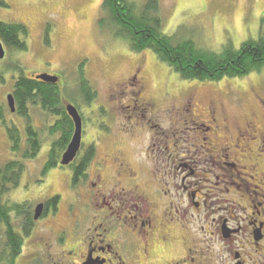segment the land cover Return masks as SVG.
Instances as JSON below:
<instances>
[{"label":"rangeland","instance_id":"obj_1","mask_svg":"<svg viewBox=\"0 0 264 264\" xmlns=\"http://www.w3.org/2000/svg\"><path fill=\"white\" fill-rule=\"evenodd\" d=\"M3 1L9 5V8L0 6V21L23 23L30 33L27 52H10L6 48L8 53L6 59L0 62V72L5 78L4 83H0V107L2 111L4 110L5 119L9 124H14L20 130L23 141L26 136V120L17 113L12 114L8 106V96L13 95L14 78H19L20 74L15 69L16 65L28 78L43 73L56 75L61 79L59 87L64 105L80 106L78 110L85 119L84 146L95 144L98 151L94 159L96 164L91 168V173L103 162L106 151L111 152L116 148L114 145L117 140L114 137L110 138L109 142L104 140L110 137L113 131L107 129L112 121L111 118L101 115L99 111L101 105L111 107L112 115L119 113L120 117L117 114V117H114L118 132L126 129L122 117L124 110L132 111L134 102L137 101L141 105L145 96L155 110L164 111L162 120L167 119L165 111L173 109L169 115H172L171 119L175 121V115L180 113V109L177 108L181 106V109H185L183 104L186 105V102L191 100H194L196 111L188 115L186 112L184 115L188 118L197 116L203 120L209 102L219 100L225 105L227 116L233 124H244L246 121H254L255 118L256 124L264 131V71L244 79H225L217 83L183 81L151 51L133 54L125 42L115 39L109 31L99 29L98 23L103 15V0ZM134 1L141 3L145 0ZM160 9L166 34H173L182 27L185 33L200 46L215 52H220L227 43H231L234 49L239 50L243 43L259 40L264 34V0H160ZM48 25L53 27L50 33L51 46L45 44ZM115 47L118 48L115 50ZM119 50L120 52L116 53ZM83 62L87 78L99 92V98L91 107L83 105L78 96L77 75L79 66ZM137 70L146 83L142 97L138 95V88L130 84V78ZM165 91L167 95L164 99ZM117 105L123 108L121 113L113 111ZM29 108L32 125L40 132L42 149L37 158L26 163V170L19 187L12 190L6 199L12 204L29 202L33 204L34 211L38 204L59 196L61 201L57 217L38 224L33 237H39L40 231L49 228L65 227L68 230V241L71 243L74 242L73 238L83 237L90 226L93 228V219L98 218L104 206L103 196L99 192L107 188L98 186L94 189L92 184L98 182L91 180L75 189L72 186L71 171L61 167L51 170L46 176L43 175L52 141L58 139L60 135L55 137L50 135L49 127L55 124V119L44 114L39 106H29ZM130 111L123 113L127 121L132 118ZM103 122L107 126L105 129L102 127ZM189 123L190 121L181 125V129L177 132L178 128L174 126V122L172 124L160 122L162 126L156 130L158 134L175 133L176 136H182L184 139L202 136V133ZM122 137L120 141L125 142L120 145L122 157L134 163L137 158L144 156L142 135H140L141 139L128 138L125 133ZM249 145L253 148V152L259 155L258 158L264 167V147L261 149L262 152H259L254 142ZM245 150L246 154L243 153ZM236 151L237 159L242 166L248 165L247 158L255 157L254 153L251 155L245 149L244 143L241 149ZM15 159L19 158L12 152L6 128L0 123V165ZM213 169L219 174L217 168ZM242 172L247 174L246 179L252 173L251 170H242ZM97 173L100 172H94ZM102 174L104 184L110 186L107 180L110 170ZM212 182L203 183L204 193L210 196L209 199H214V202H220L217 205L221 207L220 212L224 213L227 205L222 201H234L238 197L232 193L228 198L223 192L221 193L225 185L218 186L219 181H215V184ZM243 193L246 196L245 192ZM218 206H215V209L218 210ZM238 215L242 213L236 212L235 216ZM76 220L79 224L74 232L73 226ZM96 221L98 224L99 220ZM23 245L25 257L22 262L26 261V257L33 250L31 242H25Z\"/></svg>","mask_w":264,"mask_h":264},{"label":"flooded vegetation","instance_id":"obj_2","mask_svg":"<svg viewBox=\"0 0 264 264\" xmlns=\"http://www.w3.org/2000/svg\"><path fill=\"white\" fill-rule=\"evenodd\" d=\"M140 74L137 70L130 84L138 88V95L142 97L146 83ZM166 95L165 91L164 99ZM143 100L141 105L135 101L132 111L124 110L130 111L132 118L127 121L122 113L126 129L119 132L114 118L119 113L112 115L111 107H99L101 115L112 121L109 128L103 122V129L113 131L104 140L109 142L114 137L118 141L113 151H106L103 162L94 171L100 173L90 172L96 164V151L85 176L79 174V162L87 150H83L84 144L72 165L58 164L64 170L69 169L72 177L79 175L77 187L94 180L98 182L92 184L94 189L107 188L99 192L104 206L98 218L93 219V228L90 226L81 238L72 237L74 242L71 243L65 227L49 228L40 231L39 237H33L35 227L54 219L59 211V207L55 211L47 208L46 202L40 203L44 204L43 215L36 221L34 208L30 232L25 231L26 226L17 227L24 244L31 242L33 250L22 262L23 245L15 264H264V167L249 145L254 142L260 152L264 147V131L255 118L244 124H233L219 100L209 102L204 111L205 119L188 118L186 112L188 115L196 111L191 100L186 102L187 106L183 104L187 109L177 108L180 113L175 115V121L169 115L173 109H167V119L162 120L164 111L155 110L146 96ZM16 108L18 110L17 104ZM119 108L117 105L113 111L121 113L123 108ZM169 121L174 122L177 132L190 121L202 136L184 139L175 133L158 134L156 129L161 128L160 122L170 124ZM124 133L128 138L141 139L142 135L144 139V156L134 163L122 157L120 145L125 142L120 139ZM242 142L249 154H255L247 158L246 166L240 164L236 155ZM107 170H110L107 179L110 186L104 184L102 174ZM242 170H251L253 174L246 179L247 174ZM215 181H219L218 186L225 185L221 193L227 197L234 193L238 197V201H222L227 205L224 213L217 205L220 202H214L204 193L203 183L215 184ZM236 212L242 215L235 216ZM78 224L76 220L74 232Z\"/></svg>","mask_w":264,"mask_h":264},{"label":"trees","instance_id":"obj_3","mask_svg":"<svg viewBox=\"0 0 264 264\" xmlns=\"http://www.w3.org/2000/svg\"><path fill=\"white\" fill-rule=\"evenodd\" d=\"M0 6L9 8L3 0H0ZM160 10V0H145L141 3L134 0H103V15L98 27L100 30L109 31L115 39L125 42L133 54L151 51L183 81L217 83L225 79H244L264 71V34L259 40L243 43L239 50L227 43L220 52H215L200 46L182 27L173 34H166ZM52 28L48 25L45 33L47 46H51ZM29 34L28 27L22 23L0 21V40L10 52H27ZM84 66L85 63H81L77 75L78 96L83 105L91 107L99 98V92L87 78ZM15 69L20 73L19 78H14L13 87L18 106L17 115L26 120L27 127L23 141L20 130L14 124H9L4 110L0 107V123L6 128L12 152L19 158L0 165V264H15L24 244L17 227L26 226V232H30L32 227L30 223L33 221V204H12L6 199L12 190L19 187L26 163L37 158L42 149L40 132L32 125L29 106H39L44 114L55 119V124L49 127L50 135H60L52 141L43 169L44 176L58 167L75 130L73 120L66 111L60 87L44 83L35 77H26L17 65ZM4 80V74L0 72V83H4ZM77 108L80 106L77 105ZM83 150H86L85 156L78 167L82 177L85 176L97 149L95 144H91L84 146ZM78 176L77 174L72 177V186L75 189ZM60 201L59 196L49 199L46 202L47 208L57 211Z\"/></svg>","mask_w":264,"mask_h":264},{"label":"water","instance_id":"obj_4","mask_svg":"<svg viewBox=\"0 0 264 264\" xmlns=\"http://www.w3.org/2000/svg\"><path fill=\"white\" fill-rule=\"evenodd\" d=\"M5 56H6V51L3 43L0 41V61L4 60ZM36 79L44 83L55 84V85H58L60 82V79L58 77L51 76L49 74L38 75ZM8 103L12 113H15L16 107H15V100L13 95H10L8 97ZM66 110L69 116L71 117V119L73 120L75 130L72 140L69 146L67 147L66 152L62 156L61 166L63 167H68L74 162V160L78 156V153L81 150L82 139H83V120L78 109L73 105H68L66 107ZM43 211H44V204H40L36 207L35 217H34L36 221L42 217Z\"/></svg>","mask_w":264,"mask_h":264}]
</instances>
